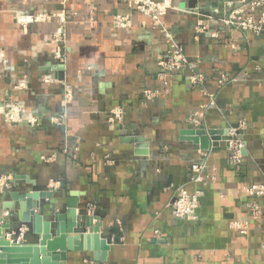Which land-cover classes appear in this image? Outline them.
I'll list each match as a JSON object with an SVG mask.
<instances>
[{
    "label": "crops",
    "instance_id": "0c3cea01",
    "mask_svg": "<svg viewBox=\"0 0 264 264\" xmlns=\"http://www.w3.org/2000/svg\"><path fill=\"white\" fill-rule=\"evenodd\" d=\"M155 1L167 6L158 20L129 0H0V224L29 229L11 192H53L37 202L47 220L72 194L110 250L104 261L72 251L62 264H264V196L245 190L264 185V32L219 20L233 7L260 15L252 0ZM119 15L127 26H115ZM166 30L189 63L174 71L158 64ZM222 76L230 81L220 85ZM241 121L245 149L234 164L226 132ZM185 130L210 148L183 140ZM141 137L146 155L136 154ZM202 161L204 183L192 171ZM180 187L202 192L196 220L173 214Z\"/></svg>",
    "mask_w": 264,
    "mask_h": 264
},
{
    "label": "water",
    "instance_id": "95a60500",
    "mask_svg": "<svg viewBox=\"0 0 264 264\" xmlns=\"http://www.w3.org/2000/svg\"><path fill=\"white\" fill-rule=\"evenodd\" d=\"M196 4L197 0H189L188 6L195 8ZM181 134L183 140L198 144L202 150L210 148V140L204 134L193 130H185ZM226 134H229V130ZM133 142L136 144V154H148L145 138H134ZM53 195V192L40 191L10 193L12 200L18 202L16 212L19 223L28 226L25 235H31L32 239H23L24 242L9 239L6 237L7 231L19 237L23 236L22 228H15L10 219L0 224V264H62L67 261L69 252L84 250L92 251L97 261L106 260L110 246L100 234L101 224L94 223L96 217L93 215H78L77 197L71 194L66 212L55 214L52 220L45 219L37 212V202L50 199ZM9 208L15 209L12 204Z\"/></svg>",
    "mask_w": 264,
    "mask_h": 264
},
{
    "label": "built area",
    "instance_id": "2783aa9c",
    "mask_svg": "<svg viewBox=\"0 0 264 264\" xmlns=\"http://www.w3.org/2000/svg\"><path fill=\"white\" fill-rule=\"evenodd\" d=\"M139 11L150 12L155 20H158L160 14L165 13L167 6L161 8V5L165 2H153L151 0H129ZM250 10L252 13L258 12L260 17L256 19L253 14L246 16L243 9L233 7L231 11L224 18L219 19L225 26L233 29H240L255 34H261L264 32V0H252L249 2ZM170 4H168L169 6ZM41 18L36 17L32 20H40ZM130 22L129 16H116L114 19L115 26H127ZM167 42L169 44V50L165 57H162L158 64L165 71H174L180 69L183 66L188 65V60L184 53V48L178 44L168 30L164 31ZM0 62L3 64L7 63L3 53H0ZM230 80L227 76H222L219 84H227ZM191 82L194 86H198L203 82L201 75H194L191 77ZM72 92H68V96H71ZM149 96V95H148ZM149 98V97H148ZM210 105H216V96L209 95ZM114 115V114H113ZM13 116V115H12ZM115 117L121 118V113H115ZM245 123L241 121L235 128L229 129V139L227 140V148L229 151V159L234 164H239L242 161L244 153V142L241 138V130L244 128ZM207 162L202 161L199 164L192 166V171L196 175L195 180L200 183H204L209 176L207 173ZM2 184V183H1ZM248 194L256 197L264 196V185H254L245 189ZM202 192L190 193L186 188L180 187L171 201V208L176 218L186 220H196V211L200 206V198ZM253 217L257 219L261 214V208L257 204L251 205ZM233 228L241 230L242 233H246L248 225L245 222H234ZM264 247V242H263Z\"/></svg>",
    "mask_w": 264,
    "mask_h": 264
},
{
    "label": "rangeland",
    "instance_id": "374dc122",
    "mask_svg": "<svg viewBox=\"0 0 264 264\" xmlns=\"http://www.w3.org/2000/svg\"><path fill=\"white\" fill-rule=\"evenodd\" d=\"M151 1H153V2H157V1H155V0H151ZM137 7V6H136ZM137 10H139V9H137ZM151 16H153V15H151ZM215 18H218V17H216L215 16ZM60 37H62V36H60ZM0 53H3V52H0ZM0 184H1V182H0ZM2 184H4V182L2 183ZM24 229V228H23ZM25 230V229H24ZM22 232V231H21ZM24 232H27V231H24ZM26 233H24L23 234V236H22V239H24V240H26V238H28V239H32V236L30 235L29 236V234H27V235H25Z\"/></svg>",
    "mask_w": 264,
    "mask_h": 264
},
{
    "label": "bare ground",
    "instance_id": "6f19581e",
    "mask_svg": "<svg viewBox=\"0 0 264 264\" xmlns=\"http://www.w3.org/2000/svg\"><path fill=\"white\" fill-rule=\"evenodd\" d=\"M8 232V231H7ZM27 239V238H26Z\"/></svg>",
    "mask_w": 264,
    "mask_h": 264
}]
</instances>
